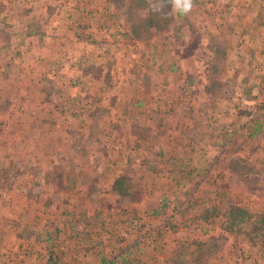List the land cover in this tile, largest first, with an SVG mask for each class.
Segmentation results:
<instances>
[{
	"label": "rangeland",
	"instance_id": "374dc122",
	"mask_svg": "<svg viewBox=\"0 0 264 264\" xmlns=\"http://www.w3.org/2000/svg\"><path fill=\"white\" fill-rule=\"evenodd\" d=\"M21 1L0 0V228L16 232L0 264L123 249L137 264H264V102L240 91L258 83L253 51L224 45L215 15L201 26L199 0L139 41L106 0H32L19 17Z\"/></svg>",
	"mask_w": 264,
	"mask_h": 264
},
{
	"label": "crops",
	"instance_id": "0c3cea01",
	"mask_svg": "<svg viewBox=\"0 0 264 264\" xmlns=\"http://www.w3.org/2000/svg\"><path fill=\"white\" fill-rule=\"evenodd\" d=\"M20 0H8V3H11V6L15 7L19 4ZM30 1L22 2L23 5H29L24 11L18 13L19 17L24 15H32L35 10L30 6L36 5L37 3ZM200 1V12L204 15L203 22L201 26L207 25V22L214 15L217 17L216 29L218 31H225V38L228 42L224 45L234 46L233 50L239 51L236 52L239 56H244L246 54L243 50L247 49L249 52L253 51V54L249 56H244L247 61V65L250 66L248 73L252 74L251 79H258V83L253 85L249 80L245 85L249 88L251 93H256V97L252 98V102H264V0H199ZM30 3V4H29ZM194 9V8H193ZM192 9V10H193ZM39 15L41 13H38ZM88 14V11H85L83 15ZM17 16V17H18ZM18 17V19H19ZM20 21V20H19ZM52 19H49V22L53 25ZM39 27H44L46 21H39ZM25 30L27 33L24 34L23 38L30 39L33 35L28 29L27 23ZM44 24V25H43ZM191 26H195L196 23H189ZM81 27L78 26V20H75V30L78 32L75 33V40H79L81 37L80 33ZM53 37V35H50ZM58 35L55 34V40H58ZM50 37V38H51ZM81 39V38H80ZM256 50V52H255ZM255 54V55H254ZM253 55V56H252ZM234 73V72H233ZM218 76V75H217ZM225 77V76H224ZM253 77V78H252ZM257 77V78H256ZM200 78H203L200 75ZM238 78V71H236V77ZM236 82V80H235ZM233 82V83H235ZM239 82V80L237 81ZM239 96V94H237ZM264 107L263 105H260ZM86 123V121L84 122ZM90 123V122H89ZM175 219H178L176 217ZM0 217V221H1ZM178 221V220H177ZM11 221H5V223ZM176 224V223H175ZM0 228V254L6 251L14 250L15 248V237L12 234L16 232L12 231V228L7 224ZM2 230V231H1ZM14 237V238H13ZM42 243V242H41ZM29 246V251H32L35 246H40V240L32 241L29 240L26 243ZM5 248V251L2 250ZM77 248V247H76ZM94 251V250H93ZM78 251L75 249V254ZM91 252V251H90ZM89 253V252H87ZM15 256V255H13ZM16 264V263H15Z\"/></svg>",
	"mask_w": 264,
	"mask_h": 264
},
{
	"label": "trees",
	"instance_id": "16d2710c",
	"mask_svg": "<svg viewBox=\"0 0 264 264\" xmlns=\"http://www.w3.org/2000/svg\"><path fill=\"white\" fill-rule=\"evenodd\" d=\"M106 2L109 3L115 10L116 14L114 15V18H116V20L119 19L118 16L122 18L124 30H126L127 34H130L136 41L143 40L147 36L152 35V33L163 31L164 29H166L169 21L173 19V16L168 19H161L157 14H149L147 17H145L143 10L147 8V0H106ZM174 16L177 17V15ZM243 82L244 81H242L241 83ZM240 91L244 93L246 99L251 98V93H249L250 90L248 87L241 85ZM122 189H124L122 187V177H118L113 181L111 190L115 191L117 194H122ZM82 228L77 230H82ZM75 236H77V238H86V240L89 242L91 240L90 238L93 235H82L81 233H79ZM133 248H135V245L133 246ZM134 250L135 249H133V251ZM131 252L132 249H123L112 255L107 260L101 259L100 262L101 264H137V260L131 262ZM45 264H52L50 257L47 258Z\"/></svg>",
	"mask_w": 264,
	"mask_h": 264
},
{
	"label": "clouds",
	"instance_id": "9594fccd",
	"mask_svg": "<svg viewBox=\"0 0 264 264\" xmlns=\"http://www.w3.org/2000/svg\"><path fill=\"white\" fill-rule=\"evenodd\" d=\"M194 8V0H147L144 16L157 14L161 19H168L173 15H188Z\"/></svg>",
	"mask_w": 264,
	"mask_h": 264
}]
</instances>
